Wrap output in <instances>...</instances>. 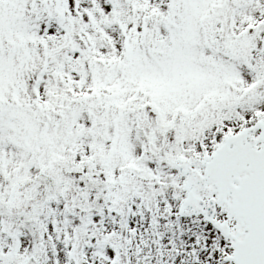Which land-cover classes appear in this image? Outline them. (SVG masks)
I'll return each mask as SVG.
<instances>
[{
	"label": "snow or ice",
	"instance_id": "6c2138e0",
	"mask_svg": "<svg viewBox=\"0 0 264 264\" xmlns=\"http://www.w3.org/2000/svg\"><path fill=\"white\" fill-rule=\"evenodd\" d=\"M0 264H264V0H0Z\"/></svg>",
	"mask_w": 264,
	"mask_h": 264
}]
</instances>
